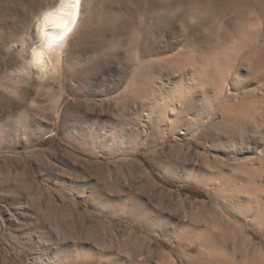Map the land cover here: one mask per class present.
Here are the masks:
<instances>
[{
    "label": "rangeland",
    "instance_id": "obj_1",
    "mask_svg": "<svg viewBox=\"0 0 264 264\" xmlns=\"http://www.w3.org/2000/svg\"><path fill=\"white\" fill-rule=\"evenodd\" d=\"M186 2L83 0L41 83L15 48L32 19L0 0V264H188L211 232L238 258L264 254V166L252 182L245 162L264 154V71L237 63L225 100L201 58L237 13L222 1L195 20ZM241 91L251 116L227 136L212 116Z\"/></svg>",
    "mask_w": 264,
    "mask_h": 264
},
{
    "label": "bare ground",
    "instance_id": "obj_2",
    "mask_svg": "<svg viewBox=\"0 0 264 264\" xmlns=\"http://www.w3.org/2000/svg\"><path fill=\"white\" fill-rule=\"evenodd\" d=\"M15 1L19 2L18 6L24 15L25 22L29 21L30 19H32L31 21L33 22V17L36 13L41 12L42 10L50 9L51 4L57 2V0ZM222 1H226L228 3L225 4L227 5L226 7L224 6L225 8L220 9L222 14H229L230 11H235L237 13V17L235 19L236 26L233 28V30H218L215 38L216 43L214 47H212L210 52H208L206 55H204V57L201 58V68L203 70H206V73L208 74H206L205 77L210 80L212 84L214 83V86L216 87L218 93L221 92L223 93V95H225L224 98L226 100L228 86L231 85L235 87L234 90L236 96L238 95V92L240 93V90L242 88H240L239 86L242 84V82L244 83V80H242L243 78L241 79V82L237 78L239 77V74H236L238 75L236 76V81H230L231 73L237 70V63L239 66H248L251 71H264V0H187L186 3L191 7V10L193 11L191 12L192 18L197 20L202 15L216 18L218 16V10L215 9V5L219 4ZM82 6L83 0H81L79 6V19L77 21L76 30L81 18ZM62 12L65 16L73 20H76L77 18V11L71 5L70 0H64ZM32 22L30 26H27L25 28V34L18 38L16 41L17 44L15 48H17L19 54L22 55L21 60L17 57L10 56L8 59V66H12L14 64L19 63V59V69L21 70V72L27 75V77L29 76L30 79L34 77L39 82L43 83L58 75L66 54L64 55L62 51L58 50L57 53L54 54L55 62L50 63L51 61H53V56L50 55L44 65V68L41 69L39 65H37L36 61L31 57L30 53V48L32 47V45L37 44L39 42L38 37L36 36V33L32 26ZM75 33L76 31L70 38V45ZM96 44L102 45L104 43L99 42ZM86 49H83L82 52H85ZM241 94L243 95V97L241 96L243 98L241 102L233 103L235 101H226L225 103H220L216 110L214 109L215 114L212 116V118L215 116L220 118V123L219 125H217V128L222 130V132H225L226 134H224L227 136H232L235 133L236 129H239V133L241 134L244 130L243 125L245 121L250 119L249 117L251 116L250 113L252 111V102L250 99L253 93H249V91L242 93L241 91ZM210 100L207 99L206 102H208V104L215 101L218 102V100L212 101L213 99L211 98ZM204 120L205 118L201 122L203 123ZM153 134L154 130L152 129L150 138ZM202 137L204 136L202 135ZM261 153V151H257L252 158H249V160L245 161L247 163L246 170H248V173H250L249 175H251V178H249L252 182H256V180H258L257 178L259 177V170H261V168L259 169L257 167L264 166V154L262 156ZM201 185L202 184H198V186ZM146 187L149 188L148 186ZM258 190H260L261 193H264V186H259ZM254 197H256L257 199L259 198L258 196ZM242 220L247 221L249 219L243 217ZM263 220L264 219L262 218L260 223L264 222ZM230 227L231 225L228 223H225V225L223 226L226 238H231L233 235L230 231ZM236 230L237 234L241 233L240 229L236 228ZM212 233L213 232L206 234V236H204L205 238L202 239V241L200 239V244L197 245L199 246L198 260H190L188 258V264H258L259 262L264 264V254H260L258 257H256L250 256V254L247 252L248 255L242 258H238L233 252H230V250L226 247V240L224 243L218 242L219 240L216 239V237H214V234L212 235Z\"/></svg>",
    "mask_w": 264,
    "mask_h": 264
},
{
    "label": "clouds",
    "instance_id": "obj_3",
    "mask_svg": "<svg viewBox=\"0 0 264 264\" xmlns=\"http://www.w3.org/2000/svg\"><path fill=\"white\" fill-rule=\"evenodd\" d=\"M63 2L64 0H57L56 3L51 4L50 9L42 10L33 17L32 26L39 42L32 45L30 53L41 69L44 68L50 55L53 56V61L50 63L55 62L54 54L58 50L66 54L70 38L76 31L81 0H70L71 5L77 11L76 20L63 14Z\"/></svg>",
    "mask_w": 264,
    "mask_h": 264
}]
</instances>
